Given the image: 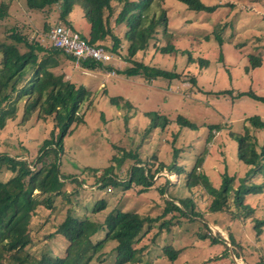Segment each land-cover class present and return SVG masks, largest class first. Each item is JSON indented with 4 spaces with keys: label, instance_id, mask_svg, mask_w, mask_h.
Masks as SVG:
<instances>
[{
    "label": "rangeland",
    "instance_id": "374dc122",
    "mask_svg": "<svg viewBox=\"0 0 264 264\" xmlns=\"http://www.w3.org/2000/svg\"><path fill=\"white\" fill-rule=\"evenodd\" d=\"M201 1L206 6L217 7L216 11L194 12L177 0L162 2L166 28L159 29L149 48L135 57L146 65L178 73L181 76L178 81L146 82L142 77L126 78L109 71H87L79 63L67 60L55 70L57 74H64L65 80L91 91L93 101L82 107L84 123L64 140L60 169L66 194L54 198L52 209L39 208L32 222V250L39 257L46 250H52L59 257L65 255V239L49 236L69 214L78 219L87 216L103 222L109 214L123 212L147 219L135 247L145 250L130 264H246L234 255L229 235L241 247H235L234 251L246 252L249 263L256 264L264 258V227L255 229L257 221L264 222V191L261 195L247 196L244 202L247 208H238L232 193L228 200L230 210L215 214L209 210L213 198L200 188L189 189L185 173L178 177L165 170L155 177L153 187L143 193L142 188L136 186L131 189L125 184L102 187L96 182L111 164L124 180L133 160L126 159L120 170L117 163L111 161L114 155L124 154V150L139 153L142 162L153 164V169L169 166L175 160L178 167L188 172L207 149L201 171L214 188L221 187L224 174L234 178V190L245 178L249 168L238 159V145L229 134L243 133L246 121L255 116L264 120V103L247 96L237 98L243 92L264 98V0ZM3 2L10 4V17L0 21V44L11 43L9 34L13 28L49 45L45 39L47 32L57 25L70 27L84 37L90 33L83 7L76 6L64 24L59 22L57 9L50 13L29 11L27 0H0V4ZM115 18L116 15L111 20L114 33L123 38L126 28L116 26ZM47 22L50 28L46 32L44 23ZM219 26L223 27L222 44L214 35ZM167 45L173 46L177 54H162L159 48ZM105 46H112V42ZM126 48L127 45L124 52ZM251 55L259 58V66L254 69ZM199 60L207 65H200ZM111 62L106 67L113 63L119 68L117 70L131 67L125 62L123 65L120 61ZM111 98L116 101L111 102ZM151 114L168 119L170 124L164 132H161L162 127L149 131L153 123ZM178 117L189 120L197 129L181 128L175 123ZM20 119L8 121L6 128L0 129V155L33 163L43 142L50 138L53 123L45 124L34 117L21 125ZM212 126H219L221 130H211ZM210 133L213 140L207 144ZM252 134L262 145L264 131L252 129ZM174 148H178V157L173 155ZM94 170L99 172L94 173ZM166 178L170 184L162 195L160 189L166 185ZM247 184L264 186V176H254ZM101 201L106 203V209L93 215L92 210ZM183 201L194 206V212L190 205H181ZM171 203L183 214L176 210L165 214ZM204 224L211 230L212 237L226 242L228 253L223 245L202 239L208 232ZM105 235L106 231L98 233L93 244L103 240ZM168 246L179 252L174 262L164 255ZM116 247V242L107 243L102 262L95 260L92 264H115Z\"/></svg>",
    "mask_w": 264,
    "mask_h": 264
},
{
    "label": "trees",
    "instance_id": "16d2710c",
    "mask_svg": "<svg viewBox=\"0 0 264 264\" xmlns=\"http://www.w3.org/2000/svg\"><path fill=\"white\" fill-rule=\"evenodd\" d=\"M165 0H27L29 11H60V23L67 24V17L74 8L83 7L90 24L88 37L81 36L91 46L103 49L109 54L111 61L125 62L131 67L122 70L116 65L107 66L94 60H77L75 57L65 54L62 50L47 43L31 39L13 28L10 30L11 43L0 44V129H5L8 121H16L19 117L20 124L26 125L34 117L42 123H53L50 138L43 142L39 155L35 162L28 163L19 157H11L7 154L0 155V264H92L95 260L102 262L105 257L106 244L116 242L115 264H130L137 261L138 256L145 250L137 249L136 244L143 234L146 218L135 213L116 212L109 214L103 222L92 220L90 217L78 219L72 215L58 226L54 235L60 236L67 242L65 255L59 257L52 250L40 253V257L33 252L32 222L39 208L52 209L54 198L65 193L64 178L61 176V156L64 153V140L72 135L74 130L84 123L81 113L83 105L92 104V92L84 86H76L69 80H65L64 74H57V70L64 60L79 63L81 68L87 71L112 72L113 75H121L126 78H143L146 82H154L158 79L169 82L178 81L181 76L174 71L162 70L146 65L135 60V57L149 48L151 41L155 39L159 29L166 28V13L161 5ZM184 4L190 11L213 13L217 7L206 6L201 0H177ZM257 2L258 0H248ZM116 15V26H125L123 38L115 35L111 20ZM10 17V4H0V21ZM47 19V18H46ZM72 30V28L65 26ZM50 28L49 22L44 23V31ZM219 26L214 31L216 40L222 44ZM108 42L112 46L106 47ZM126 51L124 52L125 46ZM164 55L177 54L175 48L167 45L159 48ZM189 54V52H186ZM184 54V56L186 55ZM252 69L259 66V58L249 56ZM119 61H118V60ZM110 61V63H112ZM191 56L188 62L191 63ZM200 65H207L199 60ZM119 62V63H120ZM195 83V80H194ZM249 97L255 101L264 103V98L252 92H243L237 98ZM116 99L111 98V102ZM127 107L130 105L125 104ZM21 113V116H18ZM153 123L149 131L164 128V132L170 122L166 118L151 114ZM177 125L186 129H197L195 124L187 119L178 117ZM219 126H212L211 130ZM252 129L264 131V120L255 116L246 121L243 133L230 132V137L238 145V159L249 168L244 179L240 181L238 189L234 190V178L224 174V179L219 189L211 185L209 178L201 171L207 155V149L200 154L190 171L178 167L175 160L169 166L161 165L153 169V164H144L139 153L124 150L120 157L113 156L112 162L117 163L119 170L126 159L133 160L124 180L119 178L114 166L105 168L96 179L100 186L125 184L128 189L133 186L142 188L141 192L148 191L154 185L155 177L165 170L176 174L178 177L185 173L186 186L189 189L200 188L213 198L209 210L218 214L228 212L229 197L234 193V203L238 208L245 207L247 196L261 195L264 186L248 185V180L254 176H264V140L261 145ZM213 140L210 133L206 140L209 144ZM178 149V148H177ZM174 148L173 155L178 157V150ZM177 159V158H176ZM33 165V166H32ZM31 166L33 169H31ZM98 173V170H94ZM166 185L160 189L162 195L170 184L168 178ZM181 205H190L192 212L194 206L183 201ZM189 207V206H188ZM106 209V203L101 201L92 210L93 215ZM172 210H182L171 203L167 205L165 214ZM244 211L246 209H243ZM191 212V213H192ZM191 221L193 217L189 216ZM205 225V224H204ZM208 232L202 236L203 240H211L212 243L221 244L228 253V246L222 238L212 237V232L207 225ZM264 227V222L257 221L255 229ZM101 231H106L105 238L93 244V238ZM209 234L211 236H209ZM234 255L237 259L248 262L247 253L241 250L234 251L240 245L229 235ZM50 251V252H48ZM164 255L171 261H176L179 255L172 247L164 249ZM244 258V259H243ZM139 262V261H138ZM256 264H264L261 258Z\"/></svg>",
    "mask_w": 264,
    "mask_h": 264
},
{
    "label": "built area",
    "instance_id": "2783aa9c",
    "mask_svg": "<svg viewBox=\"0 0 264 264\" xmlns=\"http://www.w3.org/2000/svg\"><path fill=\"white\" fill-rule=\"evenodd\" d=\"M49 43L65 54L71 55L79 60H94L96 62L108 63L112 57L103 49L91 46L85 39H82L78 33L66 28L64 25L52 27L46 35Z\"/></svg>",
    "mask_w": 264,
    "mask_h": 264
},
{
    "label": "crops",
    "instance_id": "0c3cea01",
    "mask_svg": "<svg viewBox=\"0 0 264 264\" xmlns=\"http://www.w3.org/2000/svg\"><path fill=\"white\" fill-rule=\"evenodd\" d=\"M44 20H46V18H45V16H44V18H43ZM45 22V21H44Z\"/></svg>",
    "mask_w": 264,
    "mask_h": 264
},
{
    "label": "bare ground",
    "instance_id": "6f19581e",
    "mask_svg": "<svg viewBox=\"0 0 264 264\" xmlns=\"http://www.w3.org/2000/svg\"><path fill=\"white\" fill-rule=\"evenodd\" d=\"M217 229V228H216Z\"/></svg>",
    "mask_w": 264,
    "mask_h": 264
}]
</instances>
